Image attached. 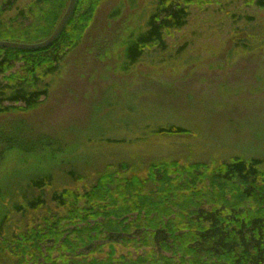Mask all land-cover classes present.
<instances>
[{
    "label": "rangeland",
    "instance_id": "obj_1",
    "mask_svg": "<svg viewBox=\"0 0 264 264\" xmlns=\"http://www.w3.org/2000/svg\"><path fill=\"white\" fill-rule=\"evenodd\" d=\"M155 3L103 0L81 41L46 78L48 96L32 109L0 114V205L7 200L0 241L55 209L53 192L83 191L109 163L135 164L143 177L152 161L166 159L264 161V2L194 0L186 24L165 31L163 48L149 45L129 63V45ZM169 125L184 131L157 133ZM17 133L46 151L21 150ZM41 137L54 148L42 147ZM47 172L48 185L27 196L41 195L44 204L15 214L11 203L22 204L26 184ZM0 264H14L7 250Z\"/></svg>",
    "mask_w": 264,
    "mask_h": 264
},
{
    "label": "trees",
    "instance_id": "obj_2",
    "mask_svg": "<svg viewBox=\"0 0 264 264\" xmlns=\"http://www.w3.org/2000/svg\"><path fill=\"white\" fill-rule=\"evenodd\" d=\"M18 1L0 0V40L47 39L69 2L28 0L15 7ZM102 1L76 0L62 31L45 48L0 47V114L32 109L48 96L46 78L81 41ZM193 1L156 0L145 31L129 45L128 62L149 45L163 48L165 31L186 24ZM156 131L172 135L184 129L169 125ZM16 137L25 152L46 151ZM41 138L42 147L54 148L52 138ZM263 164L258 157L217 164L166 159L152 161L141 177L135 164L109 163L83 191L53 192L55 209L24 229L4 232L0 250L14 264H264ZM51 177L47 172L31 179L23 203H11L14 213L39 209L43 197L28 193L43 191ZM6 203L2 196L0 211Z\"/></svg>",
    "mask_w": 264,
    "mask_h": 264
},
{
    "label": "water",
    "instance_id": "obj_3",
    "mask_svg": "<svg viewBox=\"0 0 264 264\" xmlns=\"http://www.w3.org/2000/svg\"><path fill=\"white\" fill-rule=\"evenodd\" d=\"M76 0H69L67 8L59 20L58 24L56 25L54 31L51 33V35L40 42L37 43H21V42H16V41H7V40H0V47H7V48H16V49H41L49 46L60 34L62 31L63 27L65 26L66 22L70 18L74 6H75Z\"/></svg>",
    "mask_w": 264,
    "mask_h": 264
}]
</instances>
